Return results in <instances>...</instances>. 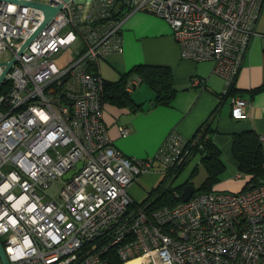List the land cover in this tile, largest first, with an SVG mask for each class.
<instances>
[{
	"label": "built area",
	"instance_id": "obj_1",
	"mask_svg": "<svg viewBox=\"0 0 264 264\" xmlns=\"http://www.w3.org/2000/svg\"><path fill=\"white\" fill-rule=\"evenodd\" d=\"M23 1L60 8L19 54L46 16L0 1V77L16 57L0 84V239L9 264H264V183L153 211L133 199L129 188L157 165L175 178L198 140L172 131L152 158L122 153L104 120L99 70L124 51L127 17L148 10L168 22L183 58L213 62L229 95L264 0ZM141 82L129 80L126 91ZM231 97L233 118H245L249 101Z\"/></svg>",
	"mask_w": 264,
	"mask_h": 264
},
{
	"label": "crops",
	"instance_id": "obj_2",
	"mask_svg": "<svg viewBox=\"0 0 264 264\" xmlns=\"http://www.w3.org/2000/svg\"><path fill=\"white\" fill-rule=\"evenodd\" d=\"M255 32L235 85L237 94L249 101L247 116L235 119L232 116V97H223L225 80L213 72L212 61L195 62L183 58L170 25L157 14L139 10L129 15L123 25L124 51L113 53L101 61V76L108 81H117L136 65L169 67L177 92L169 103H154L156 90L143 81L130 92L141 108L133 110L105 101L104 120L115 146L130 157L152 158L172 131H177L186 140H196L201 135L199 128L207 122L213 130L212 139L222 150L226 167L213 190H242L248 181L240 173L239 163L233 156L234 135L254 130L264 147V4L255 24ZM136 77L139 76L134 74L130 80ZM194 78L200 79L199 85L192 84ZM121 126L129 129L128 136L121 135ZM198 156L200 160L186 180H191L194 185L197 171L204 168L199 152L191 157L173 180H177ZM235 173L236 181L231 176ZM169 178L160 172L157 165L142 174L129 188V193L136 202L142 203L150 189Z\"/></svg>",
	"mask_w": 264,
	"mask_h": 264
},
{
	"label": "trees",
	"instance_id": "obj_3",
	"mask_svg": "<svg viewBox=\"0 0 264 264\" xmlns=\"http://www.w3.org/2000/svg\"><path fill=\"white\" fill-rule=\"evenodd\" d=\"M134 74L138 75L142 79V82L145 81L151 84L156 90L157 95L154 103H169L177 92V89L174 87L171 68L140 64L133 67L117 81H108L104 79V100H109L120 106H128L133 110L141 108L142 106L134 101L131 93L126 91V85ZM235 94H237L236 87L232 89L229 95L225 96ZM212 132L213 130L210 129L207 122H205L198 131L201 135L199 137L197 136L198 143L194 148L193 156L197 152L202 155V164L207 171V177L200 187L196 189L194 195L216 191L213 190V188L220 182L221 176L226 169L222 160V150L212 139ZM233 156L239 163L240 173L246 177L248 181L240 191H245L264 183V147L259 134L254 130L236 133L233 142ZM186 164L183 166L185 167ZM184 167L176 169V174ZM167 176L171 177L170 174ZM165 182L166 180L164 179L163 182H160L156 187L150 189L145 200L139 203V205L145 206L148 211L164 207L172 208L180 205L182 201L179 195H181L185 186L192 183L191 180L176 187H173L172 184L165 187ZM176 194H178V196H176ZM112 263L122 264L119 259H115Z\"/></svg>",
	"mask_w": 264,
	"mask_h": 264
},
{
	"label": "water",
	"instance_id": "obj_4",
	"mask_svg": "<svg viewBox=\"0 0 264 264\" xmlns=\"http://www.w3.org/2000/svg\"><path fill=\"white\" fill-rule=\"evenodd\" d=\"M0 1H10V2H15V3L23 4V5L36 7V8H39V9L43 10V12H44V14L46 16L45 21L41 24V26L38 28V30L21 47V49L19 51V54H21L25 50V48L30 44V42L45 27V25L51 20V18L55 15V13L60 8V7H52L50 5H46V4L39 3V2H28V1H23V0H0ZM15 62H16V57H14L10 62H8L6 64L7 67H6L5 71H4V73L2 74V76L0 77V84L4 80V78L7 75V73L11 70V68L15 64ZM80 166H81V164L79 165L78 169L80 168ZM78 169L75 170L74 172H77ZM74 172L66 175L65 179L70 178ZM195 191H196V189H195L193 184H188L187 186H185L184 189H183V192L180 195L181 201L183 203L189 201L190 198L195 194ZM0 258H1L2 262H3V264H9V260H8L6 251L4 249L3 243L1 242V239H0Z\"/></svg>",
	"mask_w": 264,
	"mask_h": 264
},
{
	"label": "rangeland",
	"instance_id": "obj_5",
	"mask_svg": "<svg viewBox=\"0 0 264 264\" xmlns=\"http://www.w3.org/2000/svg\"><path fill=\"white\" fill-rule=\"evenodd\" d=\"M73 55H74V50H68L64 53L63 59L64 60H70V59H72ZM104 72H105V70H104ZM199 160H200L199 156L194 158L192 160V162L186 167V169L181 173V175L177 178V180L174 181L173 177L172 178L170 177L169 180L164 183V186L167 187L170 184H172L173 187H176V186H179L182 183H184L189 178L193 168L196 166V164H198ZM196 174L197 175L195 176L193 183H194V186L196 188H198V187H200V185L204 182V180L206 178V171L203 167H201L200 171L199 172L197 171ZM224 176H226V175H223V177ZM231 176H232V179L235 180L234 178L236 176V173L232 174ZM57 189H58V187L54 186L49 190V193L54 196L57 194ZM230 191L231 190H229V192ZM237 191H240V190H236L235 192H237Z\"/></svg>",
	"mask_w": 264,
	"mask_h": 264
}]
</instances>
